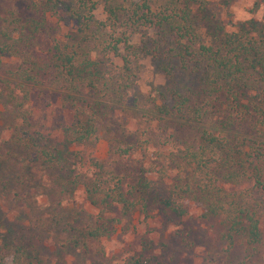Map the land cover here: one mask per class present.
Masks as SVG:
<instances>
[{
  "label": "trees",
  "instance_id": "obj_1",
  "mask_svg": "<svg viewBox=\"0 0 264 264\" xmlns=\"http://www.w3.org/2000/svg\"><path fill=\"white\" fill-rule=\"evenodd\" d=\"M209 4L208 0H24L22 9L0 14V65L18 58L20 68L11 77L27 85L46 80L60 90L64 104L75 108L71 125L58 122V126L73 142L84 144L97 133L94 119L99 105L139 106L134 63L140 59L154 63L164 84L153 88L144 102L158 120L174 117L196 129L189 140L180 141L175 135L158 140L159 147L171 151L162 152V168L178 170L179 175L158 205L182 215L186 199L200 202L205 217L222 220L230 251L239 236L251 246L263 240L264 22L229 26L214 17ZM18 88L22 100L13 90L4 99L18 103L8 140L13 157L25 169H53L56 157L35 116V109L50 104H39L45 99L42 90ZM81 96L93 99L88 107ZM32 100L37 102L29 106ZM147 135L137 144L117 143L113 154L124 159L147 151L152 142ZM10 157L9 152L5 159ZM1 159L0 155L2 170ZM112 175L96 176L97 184L89 193L99 190L100 203L119 209L123 216L138 205L147 207L150 200L142 183L124 190L123 179ZM7 176L0 180V191L12 188ZM116 223L108 218L84 236L100 239ZM29 256L0 237V264H33ZM126 264L147 262L137 257Z\"/></svg>",
  "mask_w": 264,
  "mask_h": 264
},
{
  "label": "rangeland",
  "instance_id": "obj_2",
  "mask_svg": "<svg viewBox=\"0 0 264 264\" xmlns=\"http://www.w3.org/2000/svg\"><path fill=\"white\" fill-rule=\"evenodd\" d=\"M208 1L214 17L226 25L264 22V0ZM23 6L24 0H0V14ZM19 66L18 58L4 60L0 65V180L8 175L12 186L10 191H0L4 195L0 196V237L30 255L33 264H126L137 257L147 264H264V226L260 245H246L239 236L228 251L225 225L220 218L205 217L200 202L186 199L182 215L158 205L179 176L178 170L162 168V152L171 151L159 147L158 140L169 135L189 140L196 129L174 117L158 120L144 102L153 88L164 84L154 63L147 59L134 63L133 82L139 106L110 102L99 105V116L94 119L97 133L84 144L73 142L58 126V122L71 125L75 106L64 104L62 92L50 87L46 80L35 85L15 80L11 73ZM18 85L42 90L45 99L39 104H50L35 109V116L42 124L38 130L48 136V147L56 157L53 169H25L13 157L8 140L12 137L17 102L4 99L13 90L22 100ZM80 98L86 107L93 101L91 97ZM35 102L28 105L34 106ZM84 109L90 116V110ZM143 132L152 141L147 151L124 159L113 154L117 143L137 144L145 139ZM9 152L11 157L6 160ZM110 173L123 179L124 190L142 183L150 200L147 207L138 205L123 216L119 209L100 203L99 190L89 193L97 184L96 176L107 178ZM108 218L117 220L108 234L95 240L84 236L89 228Z\"/></svg>",
  "mask_w": 264,
  "mask_h": 264
}]
</instances>
